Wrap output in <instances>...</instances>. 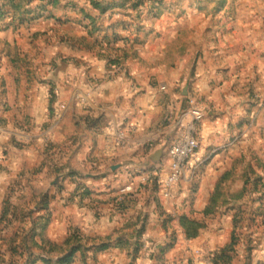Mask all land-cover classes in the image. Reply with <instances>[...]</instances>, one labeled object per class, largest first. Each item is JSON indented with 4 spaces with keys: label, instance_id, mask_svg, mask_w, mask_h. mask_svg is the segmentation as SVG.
Listing matches in <instances>:
<instances>
[{
    "label": "crops",
    "instance_id": "crops-1",
    "mask_svg": "<svg viewBox=\"0 0 264 264\" xmlns=\"http://www.w3.org/2000/svg\"><path fill=\"white\" fill-rule=\"evenodd\" d=\"M126 1L0 0V264H251L217 256L229 206L264 210V0H171L146 38ZM189 100L196 171L165 200Z\"/></svg>",
    "mask_w": 264,
    "mask_h": 264
},
{
    "label": "rangeland",
    "instance_id": "rangeland-1",
    "mask_svg": "<svg viewBox=\"0 0 264 264\" xmlns=\"http://www.w3.org/2000/svg\"><path fill=\"white\" fill-rule=\"evenodd\" d=\"M213 4L218 5L219 0H214ZM124 6H127V9H130L134 15L132 18H130L131 21L125 23V26H122L121 24L119 26L123 31L129 33L131 37H136L139 32L140 34L145 33V38L148 37V35L152 31L151 25H154L156 21L161 20L163 15H167V17L169 18L164 20L170 21L171 13L173 11L171 0H127ZM164 11H166L168 14H164ZM145 24L149 26L148 29H146L147 27H144ZM116 68L120 69V71L117 72L115 70ZM112 70L117 74H122L123 66L113 65L111 67V71ZM233 201L236 200L233 199ZM250 203L251 199H247V202L240 207L229 206V209L237 210L233 218L234 230L231 237V242L232 238H234V246H236L240 239L239 243H241L242 247H244L246 251L249 252L247 260L251 264H264L263 203H261L260 201L257 203L256 200H254L252 205L254 204L253 208H256L255 210L250 207ZM208 207L210 210L214 211L219 207V204L215 201L212 202V204ZM197 222L201 224L202 227L208 226V223L206 222ZM242 235H244L243 238ZM236 236H240V238H237Z\"/></svg>",
    "mask_w": 264,
    "mask_h": 264
},
{
    "label": "built area",
    "instance_id": "built-area-1",
    "mask_svg": "<svg viewBox=\"0 0 264 264\" xmlns=\"http://www.w3.org/2000/svg\"><path fill=\"white\" fill-rule=\"evenodd\" d=\"M117 72L120 69H115ZM192 106L189 121L180 126L178 137L168 149V171L160 182L161 196L165 200L172 198L175 188L186 178L187 172L195 174L196 165H192L200 149L199 124L204 118V111L189 100ZM123 140L122 134H118V143ZM130 192L131 188L125 189Z\"/></svg>",
    "mask_w": 264,
    "mask_h": 264
},
{
    "label": "trees",
    "instance_id": "trees-1",
    "mask_svg": "<svg viewBox=\"0 0 264 264\" xmlns=\"http://www.w3.org/2000/svg\"><path fill=\"white\" fill-rule=\"evenodd\" d=\"M181 226L184 228L185 233L187 235V238H195L198 235V232L200 229H202V225L199 224L197 221H191L187 218H183L181 220ZM78 235L77 233H74L71 237V240H77ZM235 244L234 238H232L231 244L224 249V251L221 253V255L217 256V259L219 260H229V256L226 254V252L231 251L233 249V246ZM105 246H102V249H105ZM77 248H73L71 252L66 254L64 257L58 259L55 262L43 260V264H73L74 261V254ZM138 248H136L135 254L138 253Z\"/></svg>",
    "mask_w": 264,
    "mask_h": 264
},
{
    "label": "water",
    "instance_id": "water-1",
    "mask_svg": "<svg viewBox=\"0 0 264 264\" xmlns=\"http://www.w3.org/2000/svg\"><path fill=\"white\" fill-rule=\"evenodd\" d=\"M184 95H186V90H185V92H184ZM159 155H160V152L156 153V155H155V159H158V158H159Z\"/></svg>",
    "mask_w": 264,
    "mask_h": 264
}]
</instances>
